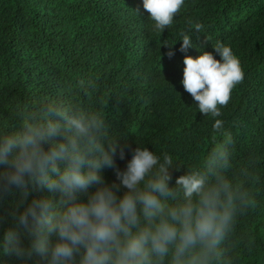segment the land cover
<instances>
[{"label":"clouds","instance_id":"1","mask_svg":"<svg viewBox=\"0 0 264 264\" xmlns=\"http://www.w3.org/2000/svg\"><path fill=\"white\" fill-rule=\"evenodd\" d=\"M184 5L185 0H143L157 34L173 25ZM195 31L203 25L196 23ZM181 36L179 51L187 53L192 40ZM165 45L171 59L172 45ZM214 49L220 60L207 51L185 55L181 81L199 112L213 118L245 77L229 46ZM90 89L94 82L81 80L68 99L21 109L18 130L0 132V203L18 196L0 215L8 225L0 240L3 254L21 264H236L237 249L250 244L238 222L255 206L246 183L256 176L247 167L233 170V141L223 121L215 119L213 130L225 139L196 168L137 146L120 169L117 149L121 160L125 149L104 114L108 100L98 98L100 107L93 108ZM181 167L184 174L171 183L173 169ZM105 168L114 170V181L105 180ZM44 189L61 199L29 200Z\"/></svg>","mask_w":264,"mask_h":264},{"label":"trees","instance_id":"2","mask_svg":"<svg viewBox=\"0 0 264 264\" xmlns=\"http://www.w3.org/2000/svg\"><path fill=\"white\" fill-rule=\"evenodd\" d=\"M196 23L202 32L195 31ZM152 25L143 0H0V132L18 130L19 110L66 100L89 79L95 84L91 106L100 107V97L108 100L104 114L125 149L123 160L117 149L120 169L137 146L196 168L225 139L213 130L220 119L233 141V170L247 167L256 176L246 183L255 206L238 222L250 244L237 249L236 264H264V0H185L171 27L157 34ZM182 32L194 46L187 53L179 51ZM165 43L172 45L171 59ZM217 44L232 49L245 77L221 116L213 118L199 112L181 81L184 56L207 51L220 60ZM184 171L173 169L171 183ZM102 175L107 182L116 179L113 169ZM33 196L61 199L47 189L29 200ZM16 199L0 203V215ZM7 226L0 223V240ZM0 264L21 262L0 247Z\"/></svg>","mask_w":264,"mask_h":264}]
</instances>
